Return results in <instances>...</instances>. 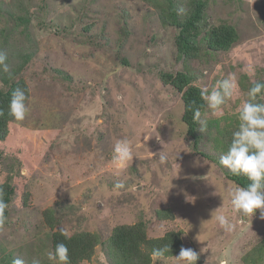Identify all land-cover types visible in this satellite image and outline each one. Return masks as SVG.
I'll return each instance as SVG.
<instances>
[{"label": "rangeland", "instance_id": "obj_1", "mask_svg": "<svg viewBox=\"0 0 264 264\" xmlns=\"http://www.w3.org/2000/svg\"><path fill=\"white\" fill-rule=\"evenodd\" d=\"M185 1L174 0L176 5ZM0 3L3 13H28L30 20L26 27L15 26L0 15V51L8 65L29 54L18 75L28 87L29 112L23 121L8 123L7 139L0 142V182L15 187L0 227V264L17 258L25 264L33 259L56 264L48 259L51 231L43 211L49 207L55 211V230L68 235L84 230L105 240L114 226L142 220L149 237L178 230L182 247L199 254L197 264H248L243 256L264 239V219L259 210L252 217L233 210L230 191L237 185L217 162L222 148L214 146L213 135L193 148L181 120V94L161 75L182 70L194 85L209 90L234 77L238 90L222 106L223 116H213L207 104L200 113L213 133L234 132L250 87L264 80V0H210L208 22L232 25L238 40L228 50L202 49L185 60L176 53L177 31L163 21L160 3ZM54 9H67L66 16L60 13L59 31L53 29ZM82 9L89 30L78 37L79 25L73 29L70 15L75 23ZM256 102L264 103V94ZM124 138L138 157L117 174L113 148ZM161 155L167 157L164 162ZM221 214L230 230L215 219ZM178 254L153 256L152 264H183ZM79 264L110 263L98 246L91 260Z\"/></svg>", "mask_w": 264, "mask_h": 264}, {"label": "trees", "instance_id": "obj_2", "mask_svg": "<svg viewBox=\"0 0 264 264\" xmlns=\"http://www.w3.org/2000/svg\"><path fill=\"white\" fill-rule=\"evenodd\" d=\"M146 1L160 3L163 21L167 26L176 28L177 33L173 36V43L180 59L185 60L197 57L202 49L212 52L225 51L238 40V34L232 25L225 22L211 25L208 22L207 7L210 0H187L182 5H176L174 0ZM54 6L56 7L57 4ZM72 6L69 5V7ZM115 9L118 11L120 7L116 6ZM53 12L58 20V23L55 22L53 29H58L59 31L61 25L60 13L64 12V16H66L67 9H54ZM146 13L147 16L155 14V12ZM1 14L5 15L15 26L23 25L26 27L28 22H30L28 13L25 15L21 12L12 13L4 11L3 13L0 10ZM74 18L70 15L71 25L74 30L75 26L79 25L77 36H83V31L89 30V26L87 24L85 25L86 16L83 9L80 10L79 17L75 20V23ZM4 40H6V35ZM28 55V53L21 54L22 57L17 55L19 62H16L15 65H8L9 72H4L2 67H0V110L4 113L0 116V142L7 139L6 136L9 132L8 123L14 119L8 115L9 102L13 90L19 87L24 89L28 95V87L24 79L18 76L28 60ZM6 63L8 64V60H6ZM161 80L163 83L171 85L181 94L183 103L181 120L186 124L187 136L193 139V148H197L198 144L205 137L209 138L213 135L215 136L212 140L214 146L222 148V152L225 154L231 144L233 132L226 130L224 133H220L219 131L213 133L211 125L208 124L206 131L199 133L198 129L200 124L195 116V112L198 110L201 113L205 109L206 102L201 97V89L192 83L190 74L182 70L175 73L165 72L161 75ZM201 155L206 157L204 154ZM217 162L227 179L233 181L237 186L246 187L250 183L247 176L243 174L239 176L232 175L220 164V157L217 159ZM0 186L3 187L5 192L4 200L7 203L5 216L7 218L8 208L15 194V187L8 180L0 182ZM163 213L165 216L171 217V214L167 211ZM43 214L45 222L51 231L50 242L52 252L58 243H65L69 249L71 264H79L80 262L91 260L98 246L103 247L110 264H152L154 249L167 247L168 250L164 252L162 257L172 258L180 252L183 245L181 233L178 230L167 231L162 236L149 237L146 231V224L142 220L133 224H118L114 226L105 240L97 232L84 230H80L71 235L67 234L70 238H66V235L61 230H55L54 209L52 207L46 208ZM243 259L248 264H264V239L249 254L243 256Z\"/></svg>", "mask_w": 264, "mask_h": 264}, {"label": "clouds", "instance_id": "obj_3", "mask_svg": "<svg viewBox=\"0 0 264 264\" xmlns=\"http://www.w3.org/2000/svg\"><path fill=\"white\" fill-rule=\"evenodd\" d=\"M7 55L0 51V67L4 72H9L6 63ZM238 90V84L234 77H228L218 82V85L209 90L207 87L201 89V97L206 102L213 116H223L222 106L233 98ZM258 94H264V82L254 81L249 89L248 99L243 102L238 113L239 125L232 133L231 144L227 152L220 156V164L232 175L241 174L247 176L250 183L246 187L237 186L230 191L231 205L235 212L252 217L259 210V218L264 219V103L256 102ZM29 97L26 91L17 87L11 94L8 115L16 121H23L29 112ZM4 113L0 110V116ZM195 116L200 124L199 131H206V120L200 119L197 110ZM182 117V116H181ZM184 123V122H183ZM185 124V123H184ZM133 145L126 138L118 140L113 148V163L119 174L124 170L128 162L133 161ZM167 159L165 155L160 156L161 162ZM118 188L123 187V182H118ZM4 189L0 186V227L6 221L5 210L7 203L4 200ZM215 219L225 230H230L232 225L225 215H217ZM61 232L67 236L64 229ZM168 248L154 249L153 256L160 258ZM177 260L183 264H197L199 254L192 248L180 249ZM48 259L56 264H71L69 249L65 243H58L53 252L48 253ZM13 264H25L23 259L17 258ZM32 264H40L38 259H33Z\"/></svg>", "mask_w": 264, "mask_h": 264}]
</instances>
